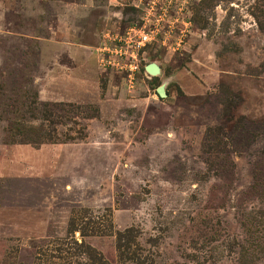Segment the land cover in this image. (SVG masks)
<instances>
[{
    "label": "rangeland",
    "instance_id": "1",
    "mask_svg": "<svg viewBox=\"0 0 264 264\" xmlns=\"http://www.w3.org/2000/svg\"><path fill=\"white\" fill-rule=\"evenodd\" d=\"M171 1L128 88L150 0H0V264H264V0Z\"/></svg>",
    "mask_w": 264,
    "mask_h": 264
},
{
    "label": "built area",
    "instance_id": "2",
    "mask_svg": "<svg viewBox=\"0 0 264 264\" xmlns=\"http://www.w3.org/2000/svg\"><path fill=\"white\" fill-rule=\"evenodd\" d=\"M171 2V0L164 3L161 0H150L147 14L144 11L138 26L133 25L119 35H103L100 44L94 49L98 69L122 75L128 88H131L139 74V54L148 46L156 45L160 38L165 36L166 32L163 31L161 24H165L167 30L171 29V23L165 21ZM160 3L159 14L154 16V7Z\"/></svg>",
    "mask_w": 264,
    "mask_h": 264
},
{
    "label": "trees",
    "instance_id": "3",
    "mask_svg": "<svg viewBox=\"0 0 264 264\" xmlns=\"http://www.w3.org/2000/svg\"><path fill=\"white\" fill-rule=\"evenodd\" d=\"M143 71V68H142ZM48 107V105H41L42 108V115L43 118L44 117H48L51 114L48 112V110L46 109ZM52 109H59V107H63L61 106V104L58 105H51L50 106ZM67 107H71V106H67ZM74 108L76 110H79L80 108L74 106ZM88 109V108H86ZM92 118L95 117V112L90 116ZM46 121V119H44ZM9 135L12 138H19L20 142H22V144H26V145H30L32 147H38L44 144H53V142H51L50 140L46 139L48 138V134L42 132L41 130H35L33 128H26L23 126H19L18 123L13 124L12 126H10V128L8 129ZM85 235H82V237H84ZM82 248V247H80Z\"/></svg>",
    "mask_w": 264,
    "mask_h": 264
},
{
    "label": "water",
    "instance_id": "4",
    "mask_svg": "<svg viewBox=\"0 0 264 264\" xmlns=\"http://www.w3.org/2000/svg\"><path fill=\"white\" fill-rule=\"evenodd\" d=\"M143 70H144V73L147 74L150 77H152V76L154 77L158 73V69L152 64L147 65L146 67H144ZM157 94L161 98L164 97V94H163V92L160 89L157 90Z\"/></svg>",
    "mask_w": 264,
    "mask_h": 264
},
{
    "label": "crops",
    "instance_id": "5",
    "mask_svg": "<svg viewBox=\"0 0 264 264\" xmlns=\"http://www.w3.org/2000/svg\"><path fill=\"white\" fill-rule=\"evenodd\" d=\"M64 146H58L57 148H62ZM62 149H56V151H61Z\"/></svg>",
    "mask_w": 264,
    "mask_h": 264
}]
</instances>
